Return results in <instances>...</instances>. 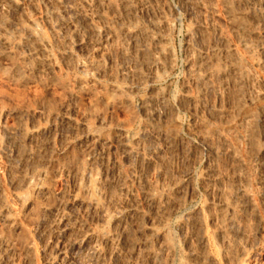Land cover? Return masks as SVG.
Masks as SVG:
<instances>
[{
  "label": "rangeland",
  "instance_id": "obj_1",
  "mask_svg": "<svg viewBox=\"0 0 264 264\" xmlns=\"http://www.w3.org/2000/svg\"><path fill=\"white\" fill-rule=\"evenodd\" d=\"M27 1L0 2V264H264V0Z\"/></svg>",
  "mask_w": 264,
  "mask_h": 264
},
{
  "label": "bare ground",
  "instance_id": "obj_2",
  "mask_svg": "<svg viewBox=\"0 0 264 264\" xmlns=\"http://www.w3.org/2000/svg\"><path fill=\"white\" fill-rule=\"evenodd\" d=\"M1 1H3V0H0V2H1ZM12 1H13V0H12ZM34 1H35V0H28L27 2H29V3H34ZM37 1H38V0H37ZM46 1H47V0H46ZM49 1H51V0H49ZM35 2H36V1H35ZM44 2H45V1H44ZM3 3H4V2H3ZM10 3H11V2H10ZM10 3H9V4H10ZM47 3H48V2H47ZM51 3H52V2H51ZM54 3H55V2H54ZM0 4H1V3H0ZM6 4H7V3H5V5H6ZM55 4H56V3H55ZM105 4H106V3H105ZM7 5H8V4H7ZM48 5H50V4H48ZM51 5H52V4H51ZM11 6H12V5H11ZM14 6L16 7V4H13V7H14ZM1 7H2V6L0 5V8H1ZM15 9H16V8H15ZM1 10H2V9H0V11H1ZM20 10H22V9H20ZM51 15H52V14H51ZM24 16H25V15H24ZM45 16H46V15H45ZM43 17H44V16H43ZM43 17H42V18H43ZM45 20H47V18H45ZM33 21H34V20L28 18L26 22H28V24H30V25H34V24H33ZM40 21H41V20H40ZM34 22H35V21H34ZM42 22H43V21H42ZM44 22H45V21H44ZM46 23H47V22H46ZM10 26H11V25H10ZM29 27H30V26H29ZM16 29H17V28H16ZM30 29H31V28H30ZM97 29H98V28H97ZM28 30H29V28H28ZM28 30H27V31H28ZM31 30H32V29H31ZM31 30H29V31H31ZM1 31H2V30H1ZM31 32H32V31H31ZM31 32H30V33L27 32V33H29V39H31L30 42L32 41V39H33V40L36 39V36L33 35L35 31L32 32L33 34H32ZM1 33H2V32H1ZM1 35H2L3 38H5V37L3 36V34H1ZM1 35H0V36H1ZM36 35H37V34H36ZM27 38H28V37H27ZM25 39H26V38H25ZM106 39H107V38H106ZM37 40H38V38L36 39V41H37ZM7 41H8V40H7ZM3 42H4L5 44L7 43L5 39H3ZM3 42H1V43H3ZM9 43H10V42H9ZM38 43H39V41H38ZM5 44H4V45H5ZM15 44H16V43H15ZM35 44L37 45V48H38V49H42V45H41L40 43H39V44L35 43ZM31 45H32V44H31ZM6 46H7V45H6ZM9 46H10V45H9ZM4 48H5V46H4ZM7 48H8V47H7ZM35 48H36V47H35ZM32 49H33V48H32ZM248 57H249V56H248ZM253 61H254V60H253ZM250 63H251V62H250ZM235 65H236V64H235ZM251 71H252V70H251ZM209 80H210V79H209ZM109 96H110V95H109ZM263 98H264V97H263ZM263 103H264V101H263ZM261 105H262V104H261ZM250 121H251V120H250ZM115 136H116V135H115ZM247 137H248V136H247ZM234 138H235V137H234ZM245 139H246V138H245ZM249 143H250V142H249ZM142 144H143V143H142ZM218 144H219V143H218ZM214 156H215V155H214ZM165 162H166V161H165ZM215 164H217V163H215ZM241 179H242V178H241ZM97 181H98V180H97ZM94 182H95V181H94ZM18 186H19V185H18ZM248 189H249V188H248ZM239 190L242 192L241 189H239ZM96 191H97V190H96ZM232 192H233V191H232ZM240 194H241V193H240ZM246 194H247V193H246ZM102 196H103V195H102ZM239 196H241V195H239ZM243 197H244V196H243ZM241 198H242V197H241ZM244 199H245V198H244ZM254 199H255V198H254ZM254 199H253V200H254ZM234 200H235V199H234ZM237 200H239V199H237ZM249 200L251 201V199H249ZM253 200H252V201H253ZM245 201H248V200H245ZM250 201L247 203L248 206L251 204ZM234 202H235V201H234ZM245 204H246V203H245ZM256 204H257V203H256ZM229 205H230V204H229ZM248 206H247L246 209L249 210L250 207L248 208ZM231 207H232V206H231ZM84 208H85V207H84ZM251 208H252V206H251ZM231 209H232V208H231ZM237 209H238V208H237ZM253 209H254V207H253ZM243 210H245V209H243ZM61 211H62V210H61ZM232 212H233V211H232ZM199 213H200V212H199ZM235 214H236V212H235ZM241 216H243V215H241ZM255 216H256V215H255ZM186 217H187V216H186ZM197 218H198V217H197ZM194 221H195V220H194ZM192 222H193V221H192ZM198 224H199V223H198ZM191 225H192V224H191ZM37 226H38V225H37ZM194 226H195V225H194ZM191 227H192V226H191ZM123 228H124V227H123ZM261 229H262V228H261ZM261 229H260V230H261ZM85 232H86V231H85ZM237 233H238V232H237ZM199 234H200V233H199ZM197 238H198V237H197ZM237 238H238V237H237ZM190 239H191V238H190ZM188 240H189V239H188ZM188 240H187V241H188ZM204 240H205V239H203V236H201L200 239H199L198 244H199V245H203V244H204L203 242H205ZM139 241H140V240H139ZM189 241H190V240H189ZM189 241H188V242H189ZM0 243H1V242H0ZM187 244H188V243H187ZM187 244H186V245H187ZM199 245H198V246H199ZM189 246H190V245H189ZM201 247H202V246H201ZM92 250H93V249H92ZM157 250H158V249H157ZM166 250H167V249H166ZM166 250H165V251H166ZM191 250H192V249H191ZM191 250H190V251H191ZM191 254H192V253H191ZM193 254H194V253H193ZM200 254H201V253H200ZM189 256H190V255H189ZM193 256H195V255H192V256H191L192 259H193ZM194 259H196V260L198 261L199 258H195V257H194ZM155 260H156V259H155ZM191 261H192V260H191Z\"/></svg>",
  "mask_w": 264,
  "mask_h": 264
}]
</instances>
